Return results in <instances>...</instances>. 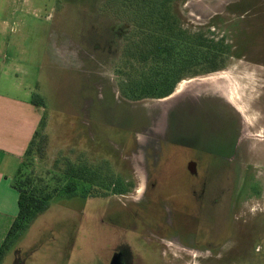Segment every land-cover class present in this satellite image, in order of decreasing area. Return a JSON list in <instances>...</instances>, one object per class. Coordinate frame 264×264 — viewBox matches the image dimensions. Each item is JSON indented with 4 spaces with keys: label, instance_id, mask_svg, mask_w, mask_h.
Listing matches in <instances>:
<instances>
[{
    "label": "rangeland",
    "instance_id": "obj_1",
    "mask_svg": "<svg viewBox=\"0 0 264 264\" xmlns=\"http://www.w3.org/2000/svg\"><path fill=\"white\" fill-rule=\"evenodd\" d=\"M16 1L14 49L45 108L23 171L53 186L68 162L107 164L125 192L54 198L0 264H264V0L173 2L227 55L166 107L121 92L143 66L126 63L141 36L115 0Z\"/></svg>",
    "mask_w": 264,
    "mask_h": 264
},
{
    "label": "trees",
    "instance_id": "obj_2",
    "mask_svg": "<svg viewBox=\"0 0 264 264\" xmlns=\"http://www.w3.org/2000/svg\"><path fill=\"white\" fill-rule=\"evenodd\" d=\"M174 1L115 0L116 11L132 20L141 36L140 39L132 37L125 46L126 63L137 62L143 66L137 77L128 78L121 86L123 96L129 100L166 98L187 77L219 71L226 60L223 43L180 28L173 11ZM197 67L202 68L201 72L195 69ZM34 104L42 106L36 96ZM38 134L39 130L24 158L28 157ZM24 163L14 180V188L20 195L19 213L0 248V259L11 241L44 213L54 198H104L111 193L125 192L107 164L89 165L83 160L68 162L63 172L54 173L55 185L40 186L35 178L25 174Z\"/></svg>",
    "mask_w": 264,
    "mask_h": 264
},
{
    "label": "crops",
    "instance_id": "obj_3",
    "mask_svg": "<svg viewBox=\"0 0 264 264\" xmlns=\"http://www.w3.org/2000/svg\"><path fill=\"white\" fill-rule=\"evenodd\" d=\"M17 3L0 0V248L19 213L15 177L45 116V108L34 104V83L28 84L38 66L22 71L28 51L14 49L11 16L18 13Z\"/></svg>",
    "mask_w": 264,
    "mask_h": 264
},
{
    "label": "bare ground",
    "instance_id": "obj_4",
    "mask_svg": "<svg viewBox=\"0 0 264 264\" xmlns=\"http://www.w3.org/2000/svg\"><path fill=\"white\" fill-rule=\"evenodd\" d=\"M206 81V80H205ZM204 81V82H205ZM195 83V82H194ZM193 84V83H192ZM182 92V90H181V88H179L177 91H175L172 95H170V96H168V97H166V98H163V99H160V102H162V103H165L164 105H165V107H166V105H167V103H169L170 101H172L173 99H175V97L177 96V95H179L180 93ZM171 106V105H170ZM169 107V106H168ZM144 180H142V182H143ZM144 189V188H143ZM141 193H142V191H141ZM139 196V195H138ZM137 199V198H136Z\"/></svg>",
    "mask_w": 264,
    "mask_h": 264
},
{
    "label": "water",
    "instance_id": "obj_5",
    "mask_svg": "<svg viewBox=\"0 0 264 264\" xmlns=\"http://www.w3.org/2000/svg\"><path fill=\"white\" fill-rule=\"evenodd\" d=\"M111 264H121L120 256H115V257L112 259Z\"/></svg>",
    "mask_w": 264,
    "mask_h": 264
},
{
    "label": "flooded vegetation",
    "instance_id": "obj_6",
    "mask_svg": "<svg viewBox=\"0 0 264 264\" xmlns=\"http://www.w3.org/2000/svg\"><path fill=\"white\" fill-rule=\"evenodd\" d=\"M258 131H259V132H262V130H257L256 132H258ZM230 132H232V131H230ZM233 132H237V130L235 129ZM238 132H245V131H244L243 128H241V129H239ZM121 262L124 263V264H126V263H125V260L123 259L122 256H121Z\"/></svg>",
    "mask_w": 264,
    "mask_h": 264
}]
</instances>
